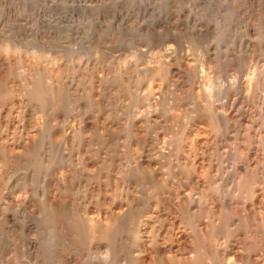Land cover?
<instances>
[{
  "label": "rangeland",
  "instance_id": "obj_1",
  "mask_svg": "<svg viewBox=\"0 0 264 264\" xmlns=\"http://www.w3.org/2000/svg\"><path fill=\"white\" fill-rule=\"evenodd\" d=\"M263 66L264 0H0V264H136L146 213L167 264H264Z\"/></svg>",
  "mask_w": 264,
  "mask_h": 264
},
{
  "label": "bare ground",
  "instance_id": "obj_2",
  "mask_svg": "<svg viewBox=\"0 0 264 264\" xmlns=\"http://www.w3.org/2000/svg\"><path fill=\"white\" fill-rule=\"evenodd\" d=\"M221 1V0H220ZM39 9V8H38ZM11 11V10H10ZM130 16V15H129ZM21 17V16H20ZM164 17V16H163ZM78 18V17H77ZM110 18V17H109ZM120 20V19H119ZM124 20V19H123ZM185 21V20H184ZM90 22V21H89ZM159 22V21H158ZM163 22V21H162ZM119 23V22H118ZM125 23H126V21H125ZM18 24V23H17ZM83 25V24H82ZM122 25V24H121ZM245 25V24H244ZM35 26V25H34ZM78 26H80V25H78ZM171 26V25H170ZM25 27V26H24ZM88 27V26H87ZM90 27V26H89ZM107 27V26H106ZM161 27V26H160ZM165 27V26H164ZM188 27V26H187ZM64 28V27H63ZM153 28V27H152ZM184 28V27H183ZM65 30V29H64ZM78 30V29H77ZM160 31V30H159ZM174 31V30H173ZM37 32V31H36ZM174 33V32H173ZM85 34H87V33H85ZM101 35V34H100ZM72 36V35H71ZM90 37V36H89ZM99 37V36H98ZM72 38V37H71ZM81 38V37H80ZM83 38V37H82ZM162 38V37H161ZM62 39V38H61ZM68 40V39H67ZM77 40V39H76ZM241 41V40H240ZM68 42V41H67ZM70 42V41H69ZM83 42V41H82ZM31 43V42H30ZM78 45V44H77ZM83 45V44H82ZM90 45V44H89ZM140 45V44H139ZM66 46V45H65ZM71 46V45H70ZM144 46V45H143ZM176 46V45H175ZM240 46V45H239ZM250 46V45H249ZM82 47V46H81ZM84 47V46H83ZM76 48V47H75ZM74 48V49H75ZM141 48V47H140ZM175 48V47H174ZM247 48V47H246ZM60 49V48H59ZM63 49V48H62ZM68 49L69 48H67V51H68ZM70 49H71V47H70ZM78 49V48H77ZM73 50V49H72ZM83 50V49H82ZM81 50V51H82ZM127 50V49H126ZM171 50V49H170ZM69 51H71V50H69ZM112 51V50H111ZM85 52V51H84ZM114 52V51H113ZM142 52V51H141ZM146 52V51H145ZM170 52V51H169ZM172 52V51H171ZM252 52V51H251ZM254 52V51H253ZM61 53V52H60ZM67 53V52H66ZM71 53V52H70ZM69 53V54H70ZM78 54V53H77ZM139 55V54H138ZM141 55V54H140ZM130 56H132V55H130ZM165 56V55H164ZM168 56V55H167ZM221 56V55H220ZM110 57H112V56H110ZM134 57V56H133ZM165 61V60H164ZM160 62V61H159ZM239 62V61H238ZM192 63V62H191ZM166 64V63H165ZM193 64V63H192ZM243 64V63H242ZM246 64V63H245ZM245 64H243L242 66V68H243V70H244V72L246 71V65ZM194 66V65H193ZM138 67V66H137ZM148 67V66H147ZM146 67V68H147ZM264 67V66H263ZM136 72V71H135ZM138 72V71H137ZM256 72V71H255ZM252 74V73H251ZM246 75V74H245ZM253 75V74H252ZM256 75V74H255ZM246 77V76H245ZM237 78V77H236ZM72 81V80H71ZM201 82V81H200ZM251 82V81H250ZM20 83V82H19ZM234 83V82H233ZM244 84V83H243ZM259 85V84H258ZM14 86V85H13ZM249 86V85H248ZM8 88V87H7ZM74 89V88H73ZM5 91H6V89H5ZM66 91V90H65ZM69 92V91H68ZM206 93V92H205ZM239 94V93H238ZM74 95V94H73ZM222 96H224V95H222ZM5 97V96H4ZM226 97V96H225ZM234 97V96H233ZM241 97V96H240ZM240 97L239 96H236V97H234L233 98V100H232V106L231 107H228V108H233V107H236V105H237V107H236V110L237 111H235V113L236 112H238V111H240L241 110V107H242V101H241V99H240ZM26 98V97H25ZM156 99V98H155ZM204 99V98H203ZM207 99V98H206ZM224 99V98H223ZM2 100V99H1ZM80 100H82V99H80ZM249 102V101H248ZM25 103H27V102H25ZM220 107L223 109L224 108V106H225V104H226V100H222V101H220ZM1 106H3V105H1ZM10 106V105H9ZM32 109V108H31ZM36 109V108H35ZM234 109V108H233ZM221 111V110H220ZM233 112V111H232ZM219 113V112H218ZM240 113V112H239ZM83 114V113H82ZM216 114H217V112H216ZM224 114V113H223ZM242 114V113H241ZM80 115V114H79ZM153 115V114H152ZM215 115V114H214ZM226 115V114H225ZM6 116V115H5ZM15 116V115H14ZM243 116V115H242ZM241 116V117H242ZM82 117V116H81ZM237 117V116H236ZM260 118V117H259ZM220 119V118H219ZM222 119V118H221ZM239 119V118H238ZM7 120V119H6ZM92 120V119H91ZM154 122V121H153ZM212 122H214V121H212ZM254 122V121H253ZM228 123L229 122H227L225 119H222L221 120V126H223V133L224 132H226V130H227V125H228ZM264 123V122H263ZM157 124V123H156ZM212 125V124H211ZM144 126V125H143ZM35 127V126H34ZM58 127V126H57ZM106 127V126H105ZM22 128V127H21ZM72 128H73V126H72ZM201 128V127H200ZM209 128V127H208ZM229 128V127H228ZM71 129V128H70ZM74 129V128H73ZM113 129V128H112ZM6 130V129H5ZM110 130V129H109ZM139 130V129H138ZM4 131V130H3ZM69 131H71V130H69ZM74 131V130H73ZM237 131V130H236ZM21 132V131H20ZM246 132V131H245ZM222 133V134H223ZM34 134V133H33ZM198 134V133H197ZM200 134V133H199ZM205 135V134H204ZM65 136V135H64ZM242 136V135H241ZM258 136V135H257ZM18 139H20V138H18ZM258 139H260V138H258ZM70 140V139H69ZM190 140V139H189ZM232 142V141H231ZM260 142V141H259ZM77 143V142H76ZM261 143V142H260ZM6 144V143H5ZM70 145H71V143H69ZM73 144V143H72ZM220 144V143H219ZM224 144V143H223ZM236 144V143H235ZM208 145V144H207ZM229 145V144H228ZM228 145H227V147H228ZM8 146V145H7ZM3 147V146H2ZM261 147V146H260ZM224 148V147H223ZM220 149H221V147H220ZM228 149V148H227ZM18 150V149H17ZM225 150V149H224ZM224 150L222 151V152H224ZM231 150V149H230ZM6 151V150H5ZM48 152V151H47ZM139 152V151H138ZM259 152V151H258ZM16 153H17V151H16ZM15 153V154H16ZM19 153V152H18ZM64 153V152H63ZM66 153V152H65ZM67 153H69V152H67ZM203 153V152H202ZM218 153V152H217ZM225 153V152H224ZM47 154V153H46ZM72 154V153H71ZM201 154V153H200ZM236 154V153H235ZM190 155V154H189ZM246 155V154H245ZM96 156V155H95ZM200 156V155H199ZM204 156V155H203ZM213 156V155H212ZM216 156V155H215ZM220 156V155H219ZM40 157V156H39ZM44 157H46V156H44ZM48 158V157H47ZM62 158V157H61ZM192 158V157H191ZM211 158V157H210ZM217 158V157H216ZM221 158V157H220ZM256 158V157H255ZM41 159V158H40ZM65 159V158H64ZM67 159V158H66ZM70 159V158H69ZM69 159H67V161L69 160ZM146 159V158H145ZM215 159V158H214ZM229 159V158H228ZM48 160V159H47ZM72 160V159H71ZM79 160V159H78ZM257 160V159H256ZM67 161L66 160H63V158L61 159V162H60V164H59V169H60V171H61V168H63V167H67L70 163H67ZM134 161V160H133ZM136 161V160H135ZM231 161V160H230ZM192 162V161H191ZM114 163V162H113ZM171 163V162H170ZM169 163V164H170ZM184 163V162H183ZM190 163V162H189ZM233 163V162H232ZM231 163V164H232ZM129 164V163H128ZM176 164V163H175ZM179 164V163H178ZM186 164V163H185ZM246 164V163H245ZM112 165V164H111ZM230 165V164H229ZM234 165V164H233ZM236 165V164H235ZM70 166V165H69ZM71 166H73L72 164H71ZM144 166V165H143ZM183 166V165H182ZM192 166V165H191ZM193 166H194V164H193ZM228 166V165H227ZM232 166V165H231ZM131 167V166H130ZM133 167V166H132ZM224 167L226 168V165H224ZM234 167V166H233ZM189 168V167H188ZM220 168V167H219ZM230 168V167H229ZM57 169V168H56ZM67 169V168H66ZM74 168L72 167V170H73ZM134 169H136V168H134ZM206 169V168H205ZM63 170H64V168H63ZM68 170H70V169H68ZM76 170H77V168H76ZM140 170V169H139ZM220 170L222 171V169L220 168ZM224 170V169H223ZM60 171H59V173H60ZM232 171V170H231ZM78 172V171H77ZM129 172V171H128ZM131 172V171H130ZM191 172V171H190ZM227 172V171H226ZM225 172V173H226ZM63 173V172H62ZM68 173V172H67ZM66 173V174H67ZM79 174H81L80 172H78ZM222 173H224L223 171H222ZM230 173V172H229ZM228 173V174H229ZM79 174H77V175H79ZM83 174V173H82ZM215 174V173H214ZM235 173H232V176L234 175ZM85 175H86V173H85ZM96 175V174H95ZM191 175V174H190ZM3 176V175H2ZM90 176V175H89ZM106 176V175H105ZM113 176V175H112ZM129 176V175H128ZM188 176V175H187ZM193 176V175H192ZM222 176H223V174H222ZM20 177V176H19ZM87 177V176H86ZM95 177V176H94ZM123 177V176H122ZM226 177V176H225ZM188 178V177H187ZM193 178V177H192ZM217 178V177H216ZM219 178V177H218ZM82 179V178H81ZM80 179V180H81ZM86 179V178H85ZM121 179V178H120ZM222 179V178H221ZM221 179H219V180H221ZM231 179H233V178H231ZM240 179V178H239ZM77 180H78V178H77ZM89 180V179H88ZM210 180V179H209ZM234 180V179H233ZM6 181V180H5ZM8 181H9V179H8ZM22 181V180H21ZM188 181V180H187ZM222 181V180H221ZM224 181H225V179H224ZM13 182V181H12ZM219 182V181H218ZM230 182H232V181H230ZM234 182V181H233ZM240 182V181H239ZM42 183V182H41ZM86 183V182H85ZM128 183V182H127ZM173 183V182H172ZM235 183V182H234ZM233 183V184H234ZM237 183V182H236ZM59 184V183H58ZM158 184V183H157ZM191 184H192V180H191ZM198 184V183H197ZM217 184V183H216ZM219 184H220V182H219ZM218 184V185H219ZM221 184H223V183H221ZM221 184H220V186H221ZM232 184V185H233ZM215 185V184H214ZM179 186V185H178ZM223 186V185H222ZM237 186V185H236ZM235 186V187H236ZM19 187V186H18ZM138 187V186H137ZM165 187V186H164ZM208 187H209V185H208ZM215 187V186H214ZM256 187V186H255ZM260 187V186H259ZM46 188V187H45ZM99 188V187H98ZM141 188V187H140ZM163 188V187H162ZM189 188V187H188ZM220 188V187H219ZM231 188V187H230ZM239 188V187H238ZM251 188V187H250ZM14 189V188H13ZM142 189V188H141ZM210 189V188H209ZM214 189V188H213ZM217 189V188H216ZM215 189V190H216ZM243 189V188H242ZM140 190V189H139ZM191 190V189H190ZM218 190V189H217ZM236 190V189H235ZM240 190V189H239ZM205 191V190H204ZM228 191V190H227ZM226 191V192H227ZM231 191V190H230ZM86 192V191H85ZM191 192V191H190ZM194 192V191H193ZM210 192V191H209ZM217 192V191H216ZM239 192V191H238ZM82 193V192H81ZM149 193V192H148ZM156 193V192H155ZM181 193V192H180ZM195 193H196V191H195ZM199 193V192H198ZM208 193V192H207ZM230 193V192H229ZM179 194V193H178ZM236 194V193H235ZM34 195V194H33ZM200 195V194H199ZM19 196V195H18ZM90 196V195H89ZM162 196V195H161ZM144 197V196H143ZM147 197V196H146ZM203 197H205V196H203ZM225 197V196H224ZM24 198V197H23ZM104 198V197H103ZM173 198V197H172ZM176 198V197H175ZM177 198H178V200H179V204L180 203H185V209H197V211H201V209H203V208H205V207H207L206 205H203V204H200V201H199V199H197L198 200V202H194L193 201V199H194V197L193 196H191V194L190 193H187V191H186V193L184 192V194L183 195H179V196H177ZM197 198V197H196ZM195 198V199H196ZM202 198V197H201ZM84 199V198H83ZM148 199V198H147ZM152 199V198H151ZM209 199V198H208ZM223 199V198H222ZM225 199V198H224ZM229 199V198H228ZM71 200H72V198H71ZM73 200H74V198H73ZM81 200V199H80ZM114 200V199H113ZM142 200V199H141ZM145 200V199H144ZM203 200V199H202ZM210 200V199H209ZM15 201V200H14ZM94 201V200H93ZM133 201V200H132ZM169 201V200H168ZM212 201V200H211ZM210 201V202H211ZM217 201V200H216ZM232 201V200H231ZM236 201V200H235ZM88 202V201H87ZM129 202V201H128ZM213 202V201H212ZM221 202H223V201H221ZM228 202V201H227ZM23 203V202H22ZM60 203V202H59ZM100 203V202H99ZM133 203V202H132ZM148 203V202H147ZM184 203H183V205H184ZM199 203V204H198ZM203 203H204V200H203ZM213 203H215V202H213ZM218 203V202H217ZM232 203V202H231ZM49 204V203H48ZM47 204V205H48ZM96 204V203H95ZM130 204V203H129ZM128 204V205H129ZM206 204V203H205ZM221 204V203H220ZM171 205V204H170ZM223 205H224V202H223ZM227 205H228V203H227ZM243 205V204H242ZM64 206V205H63ZM87 206V205H86ZM21 207V206H20ZM99 207V206H98ZM126 207V206H125ZM143 207V206H142ZM148 207V206H147ZM222 207V206H221ZM240 207V206H239ZM49 208V207H48ZM64 208H66V206L64 207ZM74 208V207H73ZM154 208H155V205H154ZM208 208H212V211H213V206H210V207H208ZM242 208V207H241ZM61 209V208H60ZM77 209V208H76ZM153 209V208H152ZM181 209V208H180ZM193 209V210H194ZM71 210V209H70ZM69 210V211H70ZM73 210V209H72ZM80 210H82V209H80ZM112 210V209H111ZM146 210V209H145ZM155 210V209H154ZM183 210V209H182ZM220 210H221V208H220ZM103 211V210H102ZM115 211V210H114ZM113 211V213H114V215L116 214L115 212ZM122 211H123V209H122ZM131 211V210H130ZM150 211V210H149ZM176 211V210H175ZM192 211V210H191ZM196 211V212H197ZM217 211V210H216ZM148 212V211H147ZM157 212V211H156ZM164 212V211H163ZM179 213H180V211H178ZM56 213V212H55ZM73 213V212H72ZM86 213V212H85ZM120 213V212H119ZM124 213V212H123ZM125 213H127V212H125ZM124 213V214H125ZM146 213V212H145ZM193 213V212H192ZM227 213V212H226ZM108 214H110V213H108ZM112 214V213H111ZM118 214V213H117ZM122 214V213H121ZM121 214H118L119 215V217H120V215ZM124 214H122V216L124 215ZM141 214V213H140ZM152 213H150V214H147L146 213V215H144V218H142V220H141V218H140V221L138 222V224H137V226H136V229H135V234L136 235H134V239H135V243L137 244V245H139V246H141V247H139V249H138V252L134 255L135 257L134 258H136V260L134 261L136 264H144L145 263V260H146V258H147V256L148 255H146L147 254V249L146 248H148L150 251H153V252H156V253H159L158 254V258H156L158 261L157 262H159L160 264H165V262H166V260H165V256L163 255L164 254V251L165 250H167V251H169V253H170V251H172V248L173 247H178L179 245L177 244V243H180L179 242V239L182 237V234H180V232L179 233H177L176 235H175V237H174V239L175 240H173V241H170V242H168V243H166L165 241H164V245H161V244H158V243H156V241H155V236H154V234H153V227L151 226V222H152V218L154 219V217L151 215ZM196 214H198V212L196 213ZM200 214V213H199ZM59 215H61V214H59ZM90 215V214H89ZM113 215V216H114ZM126 215V214H125ZM156 215V214H155ZM157 215H159V214H157ZM165 215H167V214H165ZM182 215V214H181ZM207 215V214H206ZM219 215V214H218ZM220 215H222V214H220ZM73 216V215H72ZM84 216H86V215H84ZM95 216V215H94ZM113 216H112V218H113ZM129 216V215H128ZM160 216V215H159ZM196 216H198V215H196ZM56 217V216H55ZM74 217H75V215H74ZM74 217H73V219H74ZM83 217V216H82ZM96 217V216H95ZM116 217L118 218V216L116 215ZM115 217V218H116ZM124 217V216H123ZM123 217H120L121 219L123 218ZM142 217V216H141ZM156 217V216H155ZM162 217V216H161ZM176 217V216H175ZM79 218V217H78ZM88 218H89V216H88ZM87 218V219H88ZM106 218V217H105ZM165 218V217H164ZM194 218H195V216H194ZM201 218V217H200ZM199 218V219H200ZM61 219V218H60ZM59 219V220H60ZM72 219V218H71ZM101 219V218H100ZM108 219V218H107ZM111 219V218H110ZM156 219V218H155ZM197 219V218H196ZM222 219V218H221ZM26 220V219H25ZM95 220V219H94ZM117 220V219H116ZM115 219H113V221H116ZM125 220V219H124ZM160 220L161 219H159V222H160ZM89 221V222H88ZM88 224H89V226H90V228L91 229H93V230H91L92 232H94V229H96V227H97V224L93 221V218H92V220H89L88 219ZM112 221V220H111ZM157 221H158V219H157ZM181 221V220H180ZM197 221V220H196ZM230 221V220H229ZM56 222V221H55ZM97 222V221H96ZM99 222H100V220H99ZM118 222V221H117ZM120 222V221H119ZM132 222V221H131ZM162 222H163V220H162ZM182 222V221H181ZM184 222V221H183ZM195 222V221H194ZM222 222V221H221ZM22 223V222H21ZM75 223V222H74ZM77 223V222H76ZM75 223V224H76ZM98 223V222H97ZM104 223V222H103ZM154 223H156V222H154ZM169 223V222H168ZM196 223V222H195ZM229 223V222H228ZM79 224V223H78ZM179 224V223H178ZM198 224H199V221H198ZM85 225V224H84ZM98 225H100V223L98 224ZM105 225H106V223H105ZM160 225H161V223H160ZM181 225V224H180ZM188 225L189 224H187V226L186 227H188ZM210 225V224H209ZM155 227V226H154ZM180 227V226H179ZM196 227H198V226H196ZM195 227V228H196ZM36 228V227H35ZM107 228V227H106ZM160 228V227H159ZM169 228V227H168ZM178 228V227H177ZM183 228V227H182ZM190 228V227H189ZM193 229V230H196V229ZM21 229H22V227H21ZM97 229H99L98 227H97ZM103 229V228H102ZM184 229V228H183ZM192 229V228H191ZM191 229H189V230H191ZM207 229V228H206ZM90 230V229H89ZM100 230V229H99ZM106 230V229H105ZM199 230V229H198ZM90 231V232H91ZM95 231H97V230H95ZM102 231V230H101ZM109 231V230H108ZM134 231V230H133ZM132 231V232H133ZM187 231V230H186ZM192 231V230H191ZM197 231V230H196ZM106 232V231H105ZM200 232V231H199ZM198 232V233H199ZM225 232V231H224ZM96 233V232H95ZM94 233V234H95ZM102 233H104L103 231H102ZM109 233V232H108ZM156 233V232H155ZM197 233V232H196ZM50 234V233H49ZM45 235V234H44ZM93 235V234H92ZM99 235V234H98ZM188 235V234H187ZM197 235V234H196ZM162 236V235H161ZM233 236V235H232ZM43 237V236H42ZM94 237V236H93ZM92 237V238H93ZM155 237V238H154ZM190 237V236H189ZM189 237H188V239H189ZM191 237H193V236H191ZM44 238H47L46 236L44 237ZM43 238V239H44ZM95 238H96V235H95ZM103 238H105V237H103ZM194 238V237H193ZM228 238V237H227ZM48 239V238H47ZM158 239H161V238H159L158 237ZM187 239V240H188ZM196 239V238H195ZM45 240V239H44ZM96 240V239H95ZM102 240V239H101ZM163 240V239H162ZM169 240V239H168ZM186 240V241H187ZM224 240V239H223ZM237 240H238V238H237ZM249 240V239H248ZM160 241V240H159ZM45 242V241H44ZM149 243L148 245H145V243ZM161 242V241H160ZM181 242H183V241H181ZM47 243V242H46ZM45 243V244H46ZM242 243V242H241ZM49 244V243H48ZM230 244V243H229ZM47 245V244H46ZM234 245V244H233ZM76 246V245H75ZM89 246V245H88ZM98 246V245H97ZM142 246H145L146 248L144 249ZM221 246V245H220ZM235 246V245H234ZM133 247H134V245H133ZM223 247V246H222ZM181 248H183V247H181ZM193 248V247H192ZM97 249V248H96ZM95 249V250H96ZM135 249V248H134ZM165 249V250H164ZM176 249V248H175ZM174 249V250H175ZM202 248H200V247H194L193 248V250H192V252H191V250L189 251V252H191V253H194V255H195V258H193L195 261V263H200V261H202V255L205 257V263L206 264H224V262H225V260L227 259V255H230L229 257H228V262H227V264H232V262H231V260H233L234 261V259L232 258L234 255H236L237 254V251L235 252L234 250H233V248H229V245L228 244H225V246L221 249L223 252L222 253H220V254H218V258H217V251H215L214 252V254H213V252L211 253V251H210V253H208V252H206L204 249V251L203 250H201ZM88 249H86V251H87ZM94 250V249H93ZM104 251V250H103ZM186 251H188V250H180L179 248H177V250H176V252H174L173 254H174V256H175V254H179V255H183V254H185V253H187ZM130 252V251H129ZM135 252V251H134ZM152 252V253H153ZM239 252V251H238ZM168 253V252H167ZM199 253H200V257L198 256L199 255ZM205 253H207V256H205ZM171 254V253H170ZM167 255V256H171V255ZM209 254V255H208ZM130 255H133V254H130ZM188 255V254H187ZM259 255V254H258ZM95 256V255H94ZM103 256V255H102ZM153 256H154V254H153ZM156 256V255H155ZM173 256V257H174ZM190 256V255H189ZM192 256V255H191ZM226 256V257H225ZM97 257V256H96ZM186 256H184V258H185ZM193 257V256H192ZM225 257V258H224ZM251 257V256H250ZM133 258V257H132ZM155 258V257H154ZM168 258V257H167ZM166 258V259H167ZM181 258H183V256L181 257ZM100 259V258H99ZM171 259H172V257H171ZM171 259H170V261H171ZM176 259H178V258H176ZM175 259V261L177 262V260ZM204 259V258H203ZM253 259V258H252ZM104 260H106V259H104ZM151 260H152V258H151ZM180 260V259H179ZM178 260V261H179ZM94 261V260H93ZM95 261H96V259H95ZM102 261H103V259H102ZM102 261H100V263L102 262ZM131 261V260H130ZM168 261V260H167ZM184 261V260H183ZM185 261H186V258H185ZM255 261V260H254ZM98 262V261H97ZM103 262H105V261H103ZM113 262V261H112ZM133 262V263H134ZM179 262H181V260L179 261ZM187 262V261H186ZM262 262V261H261ZM94 263V262H93ZM99 263V262H98ZM99 263V264H100ZM153 263H155L153 260L149 263L148 262V264H153ZM167 263H169V262H166V264ZM202 263V262H201ZM226 263V262H225ZM234 263V262H233ZM239 263V262H238ZM245 263V262H244ZM101 264H105V263H101ZM177 264H178V262H177ZM184 264V263H183ZM256 264H261V263H256Z\"/></svg>",
  "mask_w": 264,
  "mask_h": 264
}]
</instances>
